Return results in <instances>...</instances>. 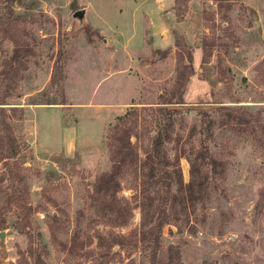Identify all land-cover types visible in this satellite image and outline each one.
Masks as SVG:
<instances>
[{"label": "rangeland", "instance_id": "374dc122", "mask_svg": "<svg viewBox=\"0 0 264 264\" xmlns=\"http://www.w3.org/2000/svg\"><path fill=\"white\" fill-rule=\"evenodd\" d=\"M219 1L189 0L182 12L174 0H12L32 53L5 101L21 116L10 118L19 156L9 171L0 162V205L10 189H25L32 247L28 255L12 206L2 215L0 264H147L130 240L108 246L138 226L137 168L119 178L118 200L131 209L124 225L125 215L103 213L88 197L95 177L109 170L107 134L116 117L146 106L179 112L167 152L178 157L184 183L183 154L197 146L200 108L213 120L208 150L224 169L203 204L163 229V249L178 252L171 264H264V149L253 141L260 134L214 112L241 108L264 124V0ZM79 9H86L85 24L74 29L71 15ZM176 40L190 51L193 68L179 106ZM203 47L209 56L201 65ZM58 52L61 106L49 86ZM10 53L0 35V68Z\"/></svg>", "mask_w": 264, "mask_h": 264}, {"label": "trees", "instance_id": "16d2710c", "mask_svg": "<svg viewBox=\"0 0 264 264\" xmlns=\"http://www.w3.org/2000/svg\"><path fill=\"white\" fill-rule=\"evenodd\" d=\"M0 18V35L11 45L10 56L3 61L0 68V162L4 171H9V162H15L19 156V148L10 124L11 115L15 112L21 116V108L11 107L6 110L7 93L14 88L23 72L27 69V59L32 50L27 42L25 32L16 24L13 18L11 3L6 0ZM189 0H174L176 5L185 4ZM219 5V0H214ZM227 27V24H226ZM175 55V105H182V94L189 78L193 75L191 53L176 40ZM200 64L204 65L209 51L202 48ZM184 51V53L182 52ZM61 54L58 52L52 67L49 86L56 87L61 95L58 105H64L61 82L64 79ZM33 104V103H31ZM44 105H56L45 102ZM168 104H170L168 102ZM41 105V104H39ZM225 117L224 123L238 126H250L253 141L264 149V124L259 113L251 116L241 108H217ZM199 136L197 146L191 149L184 159L188 164V180L183 182L178 163V157H168L167 147L173 141V132L178 121L177 109L166 106L130 107L122 116L116 117L114 125L107 134L110 167L106 173L97 175L88 197L103 213H117L123 217L121 225L129 219L131 209L126 202L118 200L119 178L124 170L136 167L138 171L136 198L139 199L140 218L138 226L125 237L117 236L111 239L108 246L123 247L126 240L133 246H140L145 254L147 264H171L178 261V252L172 246L163 249V229L187 218L195 211L197 205L205 202L207 189L223 177V165L210 154L207 143L211 138L213 120L210 113L198 110ZM195 128H192V131ZM263 141V143H260ZM142 158H140V154ZM5 204L0 205V230L3 229L2 215L12 206L17 209L20 232L27 239V254L31 252V237L28 232L30 208L26 203V191L21 185L9 190ZM123 213V214H122ZM53 218V217H51ZM97 236V246H100ZM165 253V254H164ZM164 261V262H163Z\"/></svg>", "mask_w": 264, "mask_h": 264}, {"label": "water", "instance_id": "95a60500", "mask_svg": "<svg viewBox=\"0 0 264 264\" xmlns=\"http://www.w3.org/2000/svg\"><path fill=\"white\" fill-rule=\"evenodd\" d=\"M71 18L74 22V29H80L85 24V10L79 9L72 13ZM204 110V108H200ZM4 232L0 231V250H1V257L3 256L4 252Z\"/></svg>", "mask_w": 264, "mask_h": 264}, {"label": "crops", "instance_id": "0c3cea01", "mask_svg": "<svg viewBox=\"0 0 264 264\" xmlns=\"http://www.w3.org/2000/svg\"><path fill=\"white\" fill-rule=\"evenodd\" d=\"M85 11H86V9H85ZM106 41H107V40H105L103 43H106ZM60 106H61V105H60Z\"/></svg>", "mask_w": 264, "mask_h": 264}]
</instances>
